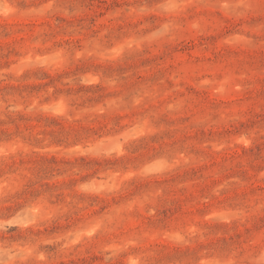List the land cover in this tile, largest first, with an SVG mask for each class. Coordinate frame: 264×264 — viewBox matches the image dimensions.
Here are the masks:
<instances>
[{
    "label": "rangeland",
    "instance_id": "374dc122",
    "mask_svg": "<svg viewBox=\"0 0 264 264\" xmlns=\"http://www.w3.org/2000/svg\"><path fill=\"white\" fill-rule=\"evenodd\" d=\"M0 264H264V0H0Z\"/></svg>",
    "mask_w": 264,
    "mask_h": 264
},
{
    "label": "clouds",
    "instance_id": "9594fccd",
    "mask_svg": "<svg viewBox=\"0 0 264 264\" xmlns=\"http://www.w3.org/2000/svg\"><path fill=\"white\" fill-rule=\"evenodd\" d=\"M185 235H190V233H187V234H185ZM181 239L183 240L184 238H183V237H181Z\"/></svg>",
    "mask_w": 264,
    "mask_h": 264
}]
</instances>
